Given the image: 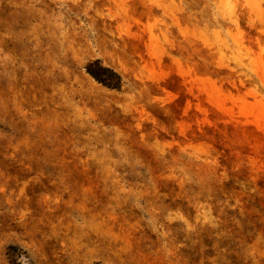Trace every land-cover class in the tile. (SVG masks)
<instances>
[{
    "label": "rangeland",
    "instance_id": "374dc122",
    "mask_svg": "<svg viewBox=\"0 0 264 264\" xmlns=\"http://www.w3.org/2000/svg\"><path fill=\"white\" fill-rule=\"evenodd\" d=\"M0 264H264V0H0Z\"/></svg>",
    "mask_w": 264,
    "mask_h": 264
},
{
    "label": "trees",
    "instance_id": "16d2710c",
    "mask_svg": "<svg viewBox=\"0 0 264 264\" xmlns=\"http://www.w3.org/2000/svg\"><path fill=\"white\" fill-rule=\"evenodd\" d=\"M86 73L97 83L112 89L121 87V77L111 68L94 61L86 66Z\"/></svg>",
    "mask_w": 264,
    "mask_h": 264
}]
</instances>
